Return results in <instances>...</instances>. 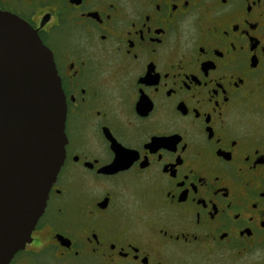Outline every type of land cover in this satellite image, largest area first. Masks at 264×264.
Returning a JSON list of instances; mask_svg holds the SVG:
<instances>
[{
  "label": "flooded vegetation",
  "instance_id": "obj_1",
  "mask_svg": "<svg viewBox=\"0 0 264 264\" xmlns=\"http://www.w3.org/2000/svg\"><path fill=\"white\" fill-rule=\"evenodd\" d=\"M50 50L64 159L8 264H264V0H0Z\"/></svg>",
  "mask_w": 264,
  "mask_h": 264
},
{
  "label": "water",
  "instance_id": "obj_2",
  "mask_svg": "<svg viewBox=\"0 0 264 264\" xmlns=\"http://www.w3.org/2000/svg\"><path fill=\"white\" fill-rule=\"evenodd\" d=\"M64 121L50 50L0 10V264L31 241L64 159Z\"/></svg>",
  "mask_w": 264,
  "mask_h": 264
}]
</instances>
